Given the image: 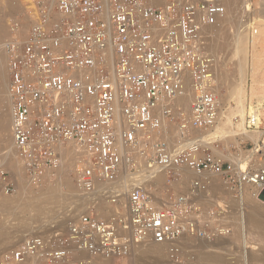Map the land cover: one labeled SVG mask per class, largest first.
Segmentation results:
<instances>
[{
  "label": "built area",
  "instance_id": "2783aa9c",
  "mask_svg": "<svg viewBox=\"0 0 264 264\" xmlns=\"http://www.w3.org/2000/svg\"><path fill=\"white\" fill-rule=\"evenodd\" d=\"M21 10L5 40L13 150L34 186L70 162L79 205L64 225L27 236L1 264H83L80 255L114 259L145 243L177 260L187 241L212 237L199 200L208 176L232 194L243 235L246 195L264 205V159L237 165L195 134L219 117L207 85L214 60L200 32L221 9L197 0H23ZM185 83L186 115L175 104ZM164 119L183 149L168 141ZM256 122L248 116L247 129ZM11 191L0 164V197ZM228 210L217 215L224 239L233 235Z\"/></svg>",
  "mask_w": 264,
  "mask_h": 264
},
{
  "label": "rangeland",
  "instance_id": "374dc122",
  "mask_svg": "<svg viewBox=\"0 0 264 264\" xmlns=\"http://www.w3.org/2000/svg\"><path fill=\"white\" fill-rule=\"evenodd\" d=\"M231 1L235 3L236 7L234 12L226 11L228 12L226 14V17L232 14L231 16H229L232 19L231 21L229 20V23L231 22L230 26L233 24L232 27L234 30L232 31L231 29L232 27L229 28L231 29L230 35H233L236 29L235 33L238 32L240 36H242L245 40H247V48H246L247 55L245 60L246 61L245 87H246V92L248 94L245 102V106L247 109V114L245 117L247 118L248 116L249 107H252L253 110H258L261 113L260 116L261 126L259 130L260 132L264 133V93H262L261 90L262 88H264V44L262 41L264 39V32L261 31L262 29L264 30V17L261 14V11L263 12L264 9V0H231ZM22 3L23 0H0V18L3 17L0 19L1 45L2 43L4 44L8 36V25L10 21L14 20L15 18L18 19L21 16ZM217 6L218 8L219 7L222 8V5L216 4V7ZM222 10L225 9L222 8L221 11ZM223 13L225 14V11L219 12L220 17L224 16ZM220 17L217 16L214 20L221 19ZM260 21L262 22L263 25L261 24ZM215 32L216 29L213 30V35L215 34ZM252 41L257 42V44L255 45L256 47L252 46L251 44ZM234 46H235L234 43L231 42L226 49L221 50V52H218L219 54L216 55V59L218 62L217 73L219 77L217 79L216 84H212V83L210 84L211 92L217 98L219 113H223L224 118L220 123L221 125L226 120L225 118L230 115L229 112L230 111L235 112L237 108L236 104L234 103L233 100H231V96H230V89L234 85H238L241 80L237 68L238 57L234 56V49H233ZM251 46L254 48H252ZM211 74H213L212 69L210 71L209 78L211 77ZM251 88L255 89V93L253 96H250ZM1 94L2 93H0V99H1L0 101L2 103H0V111L6 110L8 117L10 114V108L5 100L4 95L2 94L3 96L2 97ZM176 106L177 109L180 110V112L186 115L189 112L190 102H187V107L185 109H181V107L178 105ZM237 121H239V117L236 116L232 117V122L234 124L237 123ZM246 121L247 120H245V125H246ZM164 130L168 133L169 137L167 139L172 144H177L178 146L183 144L179 142L178 139L175 137L176 130L174 126H172V124L170 126H167ZM4 139H6V136L0 132L1 146ZM236 141L237 143L235 144L234 140L230 138L224 140L217 139V141L216 140L213 141L210 146L215 152L217 151V153H219V155H221L224 160L227 161H229L228 158L230 159V157L236 158L237 156H239L237 158L240 160L249 157L252 159V163L258 164L260 163V161L264 159V134L258 141L257 147L255 146L254 142L251 139L245 138L241 141L240 139L237 138ZM255 150H257L258 153H256ZM67 156L71 157V154ZM10 160L11 162L7 164L8 166H4V168L7 171V179L13 184V191H11L8 195L5 196L3 195L0 197V203L1 200H3V202L6 201L4 206L0 207V264L2 257L6 255L10 250H12L15 246H17L27 236L38 234L44 231L48 232L54 229L56 226L64 225L69 219L67 217L68 211L72 210L69 213V215L71 214V218H72L75 212V210H73L74 206L76 207L79 205V203H76L75 201L78 188L76 186V182L73 180L71 175L70 162H68L65 167L60 168L59 173L56 176L49 177L48 179L43 180L40 184L34 186L28 184V182L26 183V179L23 176L22 169L20 170V166L18 167L11 157ZM72 161H74V158H72ZM215 179L217 180L218 183L215 184V188L217 189V192L215 193L212 192V194L210 195H205V194L203 196L200 195L201 198H205L200 206L202 212L205 214V216L209 215L210 217H212L211 220L209 218H206L207 219L206 221H208V223H210L211 226V228L210 226L209 228L211 230L212 237L208 239H203L201 241H187L185 243L186 246L183 247L185 249H183L181 255L178 257L177 260L176 259L169 260L164 248L162 252V258L160 260L161 262L159 264H192L193 262L194 263L196 262V258L199 257V255L201 256L204 254L212 253L213 251L216 252L217 250H218L217 252L225 253V256L227 255L228 258H229L228 255H230L229 259L231 261L230 263L232 264H234V262L235 264H242L241 262L243 263L245 262V264L248 263L251 264L250 261L246 262L247 260L244 258L248 257L247 259L249 260L250 256L248 254L250 253L251 255L255 253L256 249H257L256 252H258L259 248H261L262 246L259 245L258 247L257 242H260L262 244L264 243V241L263 240L260 241V238L257 236L256 233L250 232V234H254L253 238L258 239L256 240L257 242L255 241V239L252 241L253 238L250 237L251 235L249 236L247 226L244 227L243 235L238 234L239 232L237 229L236 206L233 205L232 203L234 202L232 198V194L228 191L227 187L226 189H223L225 188V186L218 177H215ZM57 180L62 181V185L60 186L59 190L60 191L62 190L63 192V195L61 196V198H63V201L58 202L57 205H55L54 209H53V205L46 206L45 209L47 210L48 207H50L49 208L50 210L49 209H48L49 211L44 210L45 212L43 211L41 213L34 212L35 210L33 211L32 208L31 209L28 208L29 203L31 204V201H34L38 197H43L47 195L48 194L47 190H49L48 187L51 184L52 185L55 184ZM207 190L213 191V187L211 184H209V181H208ZM180 191H184V186L180 188ZM226 206L230 209L228 211L231 213L227 215V218L224 220V222L232 224L233 236L224 239L222 237H218L216 233L218 232L217 222L223 221V217H218L221 214L220 209L224 210ZM244 209H245L244 212H246L244 213V217H246V215L248 214L247 212H249L247 210L249 209L246 208V205ZM36 210H43V209L36 208ZM245 229L247 232L245 231ZM255 236H257L258 238ZM250 241L253 243H251ZM188 243L190 245H188ZM191 247L193 249H191ZM206 250L207 253L205 252ZM200 252H202V254ZM235 259L238 260L239 262L236 261ZM83 262H84L83 264H147L143 259L139 257V253L133 251L132 248L129 253L125 255H121L114 259L100 258L95 262H89V260L85 257V261Z\"/></svg>",
  "mask_w": 264,
  "mask_h": 264
},
{
  "label": "bare ground",
  "instance_id": "6f19581e",
  "mask_svg": "<svg viewBox=\"0 0 264 264\" xmlns=\"http://www.w3.org/2000/svg\"><path fill=\"white\" fill-rule=\"evenodd\" d=\"M197 1H205V2H208L210 4H215V6H216V4H219V5H222L223 9H225V10H222L223 12L225 11V14L223 13L224 14L223 17H220V14H219V17L221 19H216V20L210 22L208 25L201 27V32H200L201 48H202L204 53L211 56L214 60V66H212L213 67L212 68L213 74H211V77L208 78V81H207V85H208L209 89H210V84L211 83L216 84L217 79L219 77L218 73H217L218 62L216 59V55L219 54L218 52H221V50L226 49L230 45L231 42L234 43V45H235L233 48L234 49V56L238 57L237 68H238V74L241 77L240 83L238 85H234L230 89L231 100L234 101V103L236 104V107H237L236 111L235 112L230 111L229 112L230 115L225 118L226 120L224 121V123L222 125L220 123L224 117H223V113H219L218 121L216 123L217 125H215L211 130H209L207 132H203L200 134H199V132L198 133L196 132L195 134L197 135V140L199 142H202L206 146L207 145L210 146L212 144V142L215 140L217 141V139H223L224 140V139L230 138V139H233L235 144H236L237 138L240 139L241 141L243 139L247 138V139H251L254 142L255 146L257 147L258 141L260 140V138L264 134V133L260 132V130H259L260 126H261V119H260L261 113L258 110H253L252 107H249L248 116L253 115L257 118L256 129L254 131H249L245 125V120H247V118L245 117L247 114L245 102H246V97L248 94L246 92V87H245V82H246L245 81V75H246V71H245L246 70L245 69L246 61L245 60H246V55H247V49H246L247 48V40H245L242 36H240L238 32L235 33L236 29L234 31V34L230 35L231 34L230 30L231 29H232V31L234 30L232 27L233 24L230 26L231 22L229 23V20L230 21L232 20L229 16H231L232 14L226 17V14L228 12H232V11L234 12L236 5L231 0H197ZM10 6H11V4H10ZM219 8H221V7H219ZM226 11H228V12H226ZM261 14L264 17V9H263V12L261 11ZM1 18H3V17H1ZM232 23H233V21H232ZM261 24H262V22H261ZM229 28H231V29H229ZM215 29H216V32L213 35V30H215ZM261 31L264 32L263 29ZM262 37H263V35H262ZM257 40H258V38H257ZM262 41L264 44V39ZM251 44H252V46H255L257 44V42L252 41ZM252 48H254V47H252ZM183 88L185 89L184 95L181 97H178L175 100V104L180 106L181 109H185L187 107V102H190V100H191L188 83H185ZM261 90H262V93H264V88H262ZM0 93H2L4 95L5 100H6L8 106L10 108L11 100H10V96H9V92H8V67H7V52L5 50V42H4V44L2 43V45L0 43ZM254 93H255V89L251 88L250 89V96H253ZM2 94H1V96H2ZM2 100H3V98H2ZM0 103H2V102L0 101ZM9 116H10V114H9ZM9 116L7 117L6 110L0 111V132L6 136V139L3 140L2 146L0 144V164L3 168H4V166H8L7 164H9L11 162L10 157L14 160L16 165L19 167V164L17 163V160H16V155H15L14 150H13V142H12L11 134H10L11 121H10ZM235 116L239 117V121H237V123L234 124L232 122V117H235ZM246 123H247V121H246ZM168 125L169 124L164 119L162 122V129L164 130ZM164 133H166V137L168 138L169 137L168 133L166 131ZM178 141L183 143L182 145L179 146L180 149H183L186 145L185 140L178 139ZM237 145H239V144H237ZM214 149H215V147H214ZM250 152H253V151H250ZM68 153L72 154L71 151H69ZM214 153L219 155V153H217V151L216 152L214 151ZM70 154H68V155H70ZM219 156H221V155H219ZM237 157H239V156H237ZM237 157L236 158L230 157V159L228 158V160L230 162H233L237 165H242L244 167L243 160H240ZM20 170H21V168H20ZM185 173H186V176H188L189 178H192V177L194 178L192 173H190L188 171ZM196 178H198V177H196ZM207 179L209 181V184L212 185L213 191L207 190L205 195H210V194H212V192H214V193L217 192V189L215 188V184L217 183V180L215 179V177L208 176ZM26 183H27V181H26ZM61 185H62V181H59V180H57V182H55V184H53V185L51 184L48 187L49 190H47L48 194L43 196V197H38L34 201H31V204L29 203L28 208H30V209L32 208V210L33 211L35 210L34 212H37V213L38 212L41 213L44 210H46L45 207L48 205H50V206L53 205V209H54L55 205H57L58 202L63 201V198H61V196L63 195V192H62V190L61 191L59 190ZM223 189H226V186ZM228 194H229V192H228ZM199 200H200V202H202L203 198H201V196H199ZM70 201H71V199H70ZM5 203H6V201L3 202V200H1L0 207L4 206ZM232 203H233V205L236 206V204L234 202H232ZM245 205H246V208L249 209V210H247L249 212H247L248 214L246 215V217H244V220H245L244 221V223H245L244 227L247 226L248 234H249V236L251 235L250 237H252V238L254 237V234H250V232H253V233L257 234V236L260 238V241H262V240L264 241V205L257 203L249 195H246V197H245ZM36 208L37 209H43V210H36ZM49 208L50 207H48V209ZM53 209H51V210H53ZM244 213H246V212H244ZM74 216L75 215H73V217ZM69 217L71 218V214L69 215ZM246 229H245V231H246ZM257 236H255V237H257ZM254 239L255 238H253L252 241ZM256 240H258V239H255V241ZM251 243H253V242H251ZM257 243L256 244L258 245V247H259V245H262L261 248H259L258 252H256L257 251V249H256L255 253H253L251 255H250V253L248 254L250 256L249 260L247 259L248 257H246L244 259L247 260L246 262L250 261L251 264H264V243H262V244L260 242H257ZM188 245H190V244L188 243ZM203 247H205V246H203ZM183 249H185V248H183ZM191 249H193V248L191 247ZM132 250L135 252H138L139 257L141 259H143L147 264H159L161 262L160 260L162 258V252L164 250V247L159 246V245H155L153 243H145V244H141V245H133ZM184 251H186V250H184ZM217 251L216 252L213 251L212 253L204 254L201 256L199 255V257H197V258L195 255L196 262L195 263L193 262V263L194 264H229L231 262L229 259L230 255H228L229 256V258H228L227 255L225 256V253H222V252L220 253ZM205 252L207 253V250ZM200 253L202 254V252H200ZM233 258H234V256H233ZM166 259H167V257H166ZM80 260H82V262L85 261V256L80 255ZM238 260H239V258H238ZM238 260H236V261H238ZM241 263L245 264V262L244 263L241 262ZM230 264H232V263H230ZM234 264H235V262H234Z\"/></svg>",
  "mask_w": 264,
  "mask_h": 264
}]
</instances>
